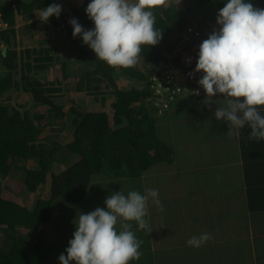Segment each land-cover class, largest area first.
<instances>
[{"label":"trees","instance_id":"1","mask_svg":"<svg viewBox=\"0 0 264 264\" xmlns=\"http://www.w3.org/2000/svg\"><path fill=\"white\" fill-rule=\"evenodd\" d=\"M88 2L84 0L82 5L71 6L68 11H62L59 18L53 15L48 22L37 19L30 25L29 33L44 28L62 37L61 42L68 47L63 56L59 55L55 44L45 48H10V37L16 36L14 26L18 16L33 18L53 0L1 2L0 41L7 45L0 49V264H56L59 254L54 251L47 231L52 218L49 202L55 197L70 204H78L85 198L90 206L94 198H106L113 191L143 193L146 188H155L159 190L163 210L149 201L146 219L152 229L174 214L172 205L181 193V181L185 182L192 172L191 165L177 164L179 158L174 152H179L184 143H196L198 138L193 132L198 131L199 125L189 123L187 137L183 136L179 143L174 141L171 152L167 139L173 138L163 133L174 130L176 114L193 108L194 101L205 102L207 97L181 94L164 108L166 100L161 101L168 92L166 89L158 92L157 80L153 77L165 79L180 66L181 51L189 47L183 39L188 34L192 36L188 33L190 27L208 37L213 27L211 23L216 21V10L224 6L225 0H166L155 5L152 9L156 17L154 27L161 31V38L155 45H142L137 63L129 67L108 65L98 59L95 52L92 54L93 50L82 42V37H73L71 18H78L86 29L94 27L85 11ZM252 2L264 8V0ZM5 24L11 28H2ZM188 40L198 41L193 37ZM73 62L81 64L77 80L71 81L77 90L71 96L78 95L75 97L82 102L65 109L67 95L62 91L68 84L66 80H71L69 66ZM53 73L56 75L50 80ZM117 73L123 74L119 80ZM181 84L184 86L183 82ZM12 90L27 95L29 101L23 106L30 105L21 109L5 101L4 97ZM86 99L90 100L89 104L84 103ZM212 99L211 116H214L215 109L226 101L221 94ZM226 128L225 124L217 122L204 134L226 135L223 133ZM250 130L247 124L241 128L246 137ZM234 156L233 167L238 163L243 166V172L239 173L241 184L221 183L224 198L215 211L217 215L210 213V220L225 231L228 229L230 240L224 234L227 240L223 242L229 255L245 258L251 252L253 258L250 247L264 245V140L246 138L232 153V158ZM30 159L31 165L28 164ZM188 159V153L181 157L183 163ZM157 162L166 163L169 168L154 176L159 179L158 183L148 185L147 181L159 166ZM19 170L22 177L15 181L29 192L38 193L32 204L15 200L17 197L13 194V198L4 195L14 189L2 180L12 182ZM232 170L231 165L224 171L227 181L233 178ZM144 175L148 176L146 181ZM206 176L210 181L213 173L207 172ZM130 183L132 186L128 188ZM44 187L48 188L46 195ZM199 189V193L203 192L202 187ZM186 192L191 193L190 188ZM206 216H201L200 225L206 224ZM129 223L134 232H150L137 230L135 221ZM139 250L140 258L133 259L131 264H144L147 255L143 245Z\"/></svg>","mask_w":264,"mask_h":264},{"label":"clouds","instance_id":"2","mask_svg":"<svg viewBox=\"0 0 264 264\" xmlns=\"http://www.w3.org/2000/svg\"><path fill=\"white\" fill-rule=\"evenodd\" d=\"M159 3L162 0H89L85 11L94 27L86 29L78 18H71L72 35L82 37L108 65L133 66L141 46L155 45L161 38L152 10ZM37 13L42 22H48L53 15L60 17L62 5L54 0ZM216 21L219 28L199 45L195 71L203 72L198 84L206 95L197 97H207L205 103L210 106L212 98L221 94L226 104L215 109L216 119L229 122L231 130L247 124L251 130L244 137L264 140V8L252 0H225ZM242 144L237 143L238 148ZM149 201L163 210L159 190L146 188L143 193L113 191L105 198L106 207L80 211L73 220L75 231L66 254L58 257L61 264H129L139 259L143 241L129 222L135 221L137 230L151 231L146 219ZM210 238V233H201L187 244L198 248Z\"/></svg>","mask_w":264,"mask_h":264},{"label":"rangeland","instance_id":"3","mask_svg":"<svg viewBox=\"0 0 264 264\" xmlns=\"http://www.w3.org/2000/svg\"><path fill=\"white\" fill-rule=\"evenodd\" d=\"M166 0H162V2H165ZM2 0H0V8H2V4H1ZM84 2V0H66L64 2H57L60 3L62 5V11H68V9L73 6V5H82ZM218 11V10H216ZM37 19H39V16L36 15L33 18H26L24 15L22 16L19 15L18 16V20L14 26L15 31H16V36H12L10 37L11 40V44H10V48H16V49H22L25 47H29V48H34V47H39V48H45L46 46L50 45V44H55V46L57 48H59V55L63 56L66 54V52L68 51V47L67 45L63 44L61 42V39H63L60 36H56L53 34V32L44 29V28H40V32L35 30V32L33 33H29L30 25L31 23L35 22ZM212 25V23H211ZM4 29L9 30L11 27L7 26V27H2ZM210 28V26L208 27V29ZM219 26L215 25L214 29H218ZM1 29V27H0ZM27 29V30H26ZM208 33V31H207ZM7 44H5L3 42V40L0 41V49L2 47H5ZM1 54V52H0ZM92 54H94V50L92 52ZM81 63L80 62H73L72 65L69 66L70 69V76L68 78H70L71 80H66L68 81L67 86L65 87V90H63L62 92L67 95V103H66V107L65 109H69L72 105H78L82 102L81 99H79L78 96L76 94H73V96H71L72 92H75L77 90H74V85L71 84L72 79H76L78 78V71L79 70V65ZM150 71V70H149ZM56 74H51L49 76L50 80L53 79V77H55ZM123 76V74L121 73H117L116 75V79L119 80L121 79ZM131 86V84L129 85ZM5 101H7L8 103H10V105L12 106H19L21 109L27 107L30 105V103H25V107L23 106V103L26 102V100H28V96L23 94L21 91L19 90H12L9 94H7L6 97H4ZM69 99V101H68ZM29 101V100H28ZM85 104H89L90 100L87 101V99L84 101ZM22 104V105H20ZM100 105V104H99ZM86 107V105H84ZM18 108V107H17ZM31 108V106H30ZM192 109H190L191 111ZM190 111L187 110H183L182 112H180L179 114L173 117L174 118V132H169L164 130L163 135H166L167 138L172 137L173 140H168L167 142L169 143L168 146H170L168 148V150H170V152L174 149V141H176L177 143H179L180 141L182 142V140L179 138V134H180V126H184L186 131H189L188 128L189 127V123H191V125L193 126H198L200 125V121L198 120V118H196ZM199 113H206L208 116H205L206 119H204V123L206 125H215L217 124V122H222L223 124H225L228 127V131L230 132L229 134H232L235 138L239 136V134L241 133V129L238 130V133L236 129H232L229 127V122L227 121H221V120H217L215 115H212V109L210 106H205V107H201L199 109ZM228 133V132H227ZM199 136H197L198 140L196 141V143H194L193 141V145L190 146L191 149L189 151H187L186 153H188L190 160L188 159L186 163H183V161L181 160V157L183 155H185V152H178L175 151L174 154H177V157L179 158V161L177 162L178 165H191L194 163V161L192 160L193 158H195L196 164L200 165V166H196L194 169H197L198 167H208V168H212L215 166H224V156L227 152V149L229 148V137L227 135H221V136H214V135H201V131H198ZM165 136V137H166ZM170 139V138H169ZM171 143H170V142ZM167 150V151H168ZM192 151V152H191ZM193 153V154H192ZM170 154V153H169ZM168 153H166L165 155H169ZM208 155H213L216 156L218 158L217 161H207V157ZM238 156L236 155V158ZM159 163V162H157ZM28 164L31 165V159L28 161ZM166 164V163H165ZM165 164L159 163V166H157L156 170L153 172V175L151 177L150 180H148V185H152V183H158L157 180H159L158 178H154L155 175L160 174L162 172H166L169 168V166ZM21 165V164H19ZM234 165V164H233ZM232 165V172L230 174L233 175V178L231 180L232 185H239L240 183V176L239 173L243 172V166L242 164L238 163L236 164L235 167H233ZM191 174V173H190ZM19 177H22V173H20V170L18 171V175L17 177L13 178L12 182L6 181V178H4L2 180L3 184L6 183L7 185H9V187H11V189H14L13 192L11 191H7L4 193L5 196L9 197V198H13L12 194L15 195L17 198L15 200H20V202L24 203V204H32L33 202H35L34 200H36V195L38 193H34V192H29L28 190H26L24 185H21L19 182L15 181L18 180ZM218 178V177H217ZM216 178V179H217ZM156 179V180H155ZM223 181H219L217 182V187H221V183ZM215 184V182L213 181V185ZM135 185V184H134ZM211 185V184H210ZM131 183L127 184L128 188H131ZM201 187V185L198 184H194L193 185V190H197ZM44 195H46V193L48 192V188L44 187ZM209 195V192L207 193ZM91 198H94L93 196H90ZM85 198L83 199L82 202L78 203V204H70L66 201H64L61 197H55L52 201L49 202V209L51 211V222L49 224V240H51L52 244H53V249L55 252H58V254L60 255L62 252H64L66 254V248L69 245V240L71 238H73V232L75 231V225L73 223L74 218L79 214L80 211H84V212H88L91 210H94L97 206L100 207H105L106 205L104 204L105 198H94V200L92 201V205H88ZM90 207V208H87ZM236 222V220L234 221ZM213 228H220L219 224H216L213 226ZM48 231V230H47ZM135 235L142 241V239L144 238L145 235H147V233L145 231H138L135 232ZM214 237V236H213ZM143 247L144 250L147 249V247H145L144 243ZM184 244H187V242H184ZM188 248H179L177 250V252H179L181 255L188 257V256H192L193 257V253L188 254L187 251ZM250 250L253 251V258H251L250 253L248 252L247 256L245 258H239V257H235L233 258V255H229L228 252L226 251H218L216 253V255L210 253L211 255L214 256V262L216 263H222V262H227V263H231V264H255L257 262V264H264V245H254L253 247H250ZM254 257H257V259H255ZM56 264H61V262L59 260H55ZM132 263V260L129 262V264ZM74 264V262H73Z\"/></svg>","mask_w":264,"mask_h":264},{"label":"crops","instance_id":"4","mask_svg":"<svg viewBox=\"0 0 264 264\" xmlns=\"http://www.w3.org/2000/svg\"><path fill=\"white\" fill-rule=\"evenodd\" d=\"M64 1L66 0H55V2L61 3ZM212 24L213 27L210 33L214 30L215 25H218L217 21H213ZM193 104L195 105L191 108L192 110L190 111V109H187V111H190L198 120L206 119L205 116H208L206 113H199L201 107L207 106L205 102L196 101L193 102ZM210 127V125L201 123L197 127V130L201 131V135H205ZM224 130L223 133L226 135L228 134L227 136L230 139L229 148L223 159L224 166H215L212 168L198 167L194 169L196 166L200 165L196 164L197 160L195 158L192 159L194 161V163L191 164L192 172L188 176L189 178H186L185 182L183 180L181 181V193L175 204L172 205L174 214L168 216L169 219L165 218L153 226L151 231L142 239L145 247H147L145 250L147 256L146 259H144V264H231L227 262L216 263L214 262V256L210 254L216 255L218 251H226V245H224L223 241L227 240V238L223 236L224 234H227L230 240V233L227 232L228 229L225 231L224 228H213L216 223L210 220V213L215 214L221 198H224V196L221 195L220 187L216 185L217 182L223 181L226 184L232 185L231 180H226L224 171L230 168L231 165H235L236 155L232 158V153L238 149L237 143L244 140L245 133L243 135L241 132L239 136L235 138L232 134H229L228 127ZM198 131L193 132L195 137H197ZM172 132H174V130H172ZM186 132L184 126H180L179 138L181 139L183 136L187 137L185 136ZM183 145L184 146L180 148L182 151L179 150V152H185L184 150L189 151L191 149L190 146H192L191 143H184ZM217 160L218 158L213 155H208L207 157V161ZM207 172L210 174L213 173V177L210 181H208L209 177L206 176ZM183 177L184 176H182V178ZM147 178L148 176L144 175L145 181ZM213 181L215 182L214 185ZM194 184L201 185L203 192L199 193L200 189L193 190ZM187 188H190L191 193L189 192L188 194L186 192ZM208 192L209 195L207 194ZM164 198H166V196H164ZM207 213L208 215L206 216ZM201 216H206L204 218L206 224L200 225ZM201 233H210L211 238L200 247L197 248L184 244V242H187L192 236H199ZM180 247L188 248L186 252L188 254L193 253V257H185L177 252ZM173 253H175V257L172 256L174 255Z\"/></svg>","mask_w":264,"mask_h":264},{"label":"built area","instance_id":"5","mask_svg":"<svg viewBox=\"0 0 264 264\" xmlns=\"http://www.w3.org/2000/svg\"><path fill=\"white\" fill-rule=\"evenodd\" d=\"M188 33H190L192 36H189L188 34L186 38L183 39V41H186L185 43L189 45L188 49L182 50V48H179V50H182L180 66L175 67L172 70L173 74H167L165 79H157L156 77H153L155 80H157V91L161 93L163 92V89H166L168 92L166 98L161 101L162 103L164 100H166L162 105L164 108L169 107V101L171 99L183 93H189L201 97L206 95L203 87L198 84V80L203 75V72L195 71L199 45L205 38L199 31L193 30L192 27L188 29ZM190 37L198 39L197 43L189 42L188 39H190ZM188 81H190L189 84ZM182 82L184 83V86L181 84Z\"/></svg>","mask_w":264,"mask_h":264}]
</instances>
